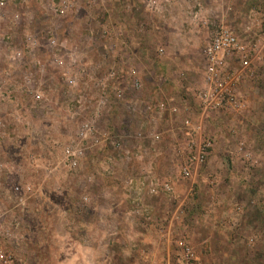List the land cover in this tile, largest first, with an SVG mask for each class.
Returning <instances> with one entry per match:
<instances>
[{
	"label": "rangeland",
	"instance_id": "obj_1",
	"mask_svg": "<svg viewBox=\"0 0 264 264\" xmlns=\"http://www.w3.org/2000/svg\"><path fill=\"white\" fill-rule=\"evenodd\" d=\"M152 1L0 0V252L11 264H184L179 240L194 264H264V49L249 74L227 60L242 106L201 119L193 91L220 20L203 15L205 0ZM245 24L235 32L254 41ZM185 117L212 142L190 177L179 173ZM164 180L171 192L148 191Z\"/></svg>",
	"mask_w": 264,
	"mask_h": 264
},
{
	"label": "built area",
	"instance_id": "obj_2",
	"mask_svg": "<svg viewBox=\"0 0 264 264\" xmlns=\"http://www.w3.org/2000/svg\"><path fill=\"white\" fill-rule=\"evenodd\" d=\"M152 2L154 3L155 0ZM251 12L247 15V20L245 21V31L252 32L253 29L258 31L259 35L254 41L250 39L248 42H243L235 30L223 21L211 22V34L203 48L204 69L201 82L193 91L201 119L210 110L242 106V101L238 99L236 94V85L241 74L240 72L233 73L225 66L227 60L231 56L236 55L239 58L241 71H247L246 74H249L252 62L261 59L262 50L264 49V29L262 28V22L258 20L260 18L254 15L257 12ZM194 16H199L198 12H195ZM203 23H206V21L203 20ZM254 25L255 28H253ZM159 51H162V49H159ZM131 82L133 89H141L142 84L138 78H133ZM105 101L102 100V104ZM158 107L161 113L166 109L162 103H159ZM168 107V112L170 113L178 111L177 106L174 104H170ZM128 108L132 112L136 111L134 103L129 104ZM182 123L185 128V134L189 136V152L184 163L180 166L179 173L181 177H190L199 166L206 162L212 142L209 138L200 137L201 120L193 125L192 121L185 117ZM137 134L139 133L137 132ZM172 190L173 186L168 180H164L159 184L152 181L148 183V191L151 194H157L160 191L171 192ZM177 243L181 249L184 264H194L197 258L189 243L184 240H179ZM0 262L1 264H11V256L0 252Z\"/></svg>",
	"mask_w": 264,
	"mask_h": 264
},
{
	"label": "crops",
	"instance_id": "obj_3",
	"mask_svg": "<svg viewBox=\"0 0 264 264\" xmlns=\"http://www.w3.org/2000/svg\"><path fill=\"white\" fill-rule=\"evenodd\" d=\"M261 2L264 0H260ZM251 3H255V0H205L204 5L202 4L203 15L205 16L210 12V16L213 18L228 23V25L236 31V25H244V22L247 20V15L251 12L248 8L251 6ZM235 4V5H233ZM251 4V5H250ZM257 5V4H256ZM253 6V5H252ZM259 6V5H257ZM254 8V6H253ZM260 8V7H259ZM247 9L249 11H247ZM220 10V11H218ZM252 13V12H251ZM179 16L180 14H175ZM260 22H264V12L254 14ZM161 17H165L162 15ZM242 30V27H241ZM256 31V30H255ZM231 258H236V254L231 253ZM84 264V262H82Z\"/></svg>",
	"mask_w": 264,
	"mask_h": 264
}]
</instances>
